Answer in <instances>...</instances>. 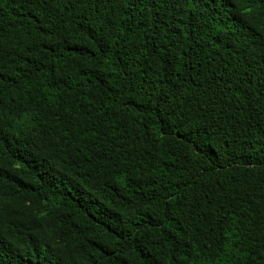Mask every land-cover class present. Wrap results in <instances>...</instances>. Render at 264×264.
<instances>
[{
    "label": "trees",
    "instance_id": "16d2710c",
    "mask_svg": "<svg viewBox=\"0 0 264 264\" xmlns=\"http://www.w3.org/2000/svg\"><path fill=\"white\" fill-rule=\"evenodd\" d=\"M0 264H264V0H0Z\"/></svg>",
    "mask_w": 264,
    "mask_h": 264
}]
</instances>
